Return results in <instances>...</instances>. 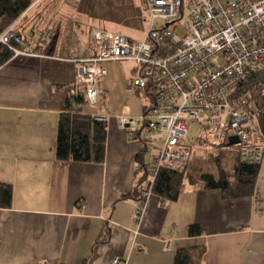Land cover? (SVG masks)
Segmentation results:
<instances>
[{"label":"crops","instance_id":"1","mask_svg":"<svg viewBox=\"0 0 264 264\" xmlns=\"http://www.w3.org/2000/svg\"><path fill=\"white\" fill-rule=\"evenodd\" d=\"M137 3L40 0L21 44L32 54L0 66V184L13 191L11 206L0 207V264H112L117 256L125 264H173L177 250L187 247L205 249L201 264H264V157L249 197L225 199L219 189L188 183L176 201L133 193L141 166L148 169L156 156L146 149L144 128L138 136L139 128L119 123L145 112V93L130 83L134 63H100L102 102L82 108L108 115L104 161L56 157L59 116L75 89V60L94 54L79 44L78 29L94 19L89 47L92 29L117 32L107 20L139 31L145 16ZM76 11L87 18L75 19ZM57 33L53 54L34 52ZM192 224L201 235H189Z\"/></svg>","mask_w":264,"mask_h":264},{"label":"built area","instance_id":"2","mask_svg":"<svg viewBox=\"0 0 264 264\" xmlns=\"http://www.w3.org/2000/svg\"><path fill=\"white\" fill-rule=\"evenodd\" d=\"M151 27L146 37L134 40L121 33L94 28V54L77 58L76 84L89 104L101 102L100 63L130 61L131 86L151 99L140 117H119L120 125L144 128L146 149L156 148L148 175L153 185L161 170H183L191 156L185 144L189 122L200 129L218 128L226 143L233 138L237 157L261 163L264 117V80L252 89L248 80L264 76V0H144ZM187 2V4H186ZM161 24V25H160ZM159 25V26H157ZM182 28L183 34L177 29ZM11 28L0 34L9 44ZM14 56L32 54L13 48ZM260 87V88H259ZM263 94L256 99V91ZM107 121L108 115L95 113ZM119 256L112 264H125Z\"/></svg>","mask_w":264,"mask_h":264},{"label":"trees","instance_id":"3","mask_svg":"<svg viewBox=\"0 0 264 264\" xmlns=\"http://www.w3.org/2000/svg\"><path fill=\"white\" fill-rule=\"evenodd\" d=\"M39 2L40 0H0V34L11 27L15 31V36L9 44L0 42V66L14 57L13 48L24 49L21 48L22 41L27 39L24 26L33 20V14L30 12ZM57 40L58 33L53 34L45 45H38L34 48V52L53 54ZM260 80H264L263 75H253L247 82V89H252ZM74 87V93L66 99L64 111L59 116L56 157L64 161L102 163L105 159L106 121L97 119L95 115L83 113L82 108L85 104H89V101L82 87L78 86L76 82ZM137 91L142 92L141 90ZM260 91H256L255 96L258 102L263 99V94H260ZM148 103L145 105V111ZM260 130L262 134L258 139H255L254 143L264 144V117L260 119ZM141 133L142 129L140 128L138 136ZM146 166L145 164L141 166L144 172L137 179L133 193L140 195H143L144 192L153 193L161 199L169 201H176L187 183L202 189H219L225 199L249 197L255 191L260 171L259 163H246L237 157L231 174H228L219 162H217V175L206 172L199 174L187 172L186 164L185 168L180 171L161 170L152 185ZM12 197V186L1 183L0 207H10ZM188 233L190 236H198L201 235L202 230L199 225L192 224ZM204 255V248H181L177 250L173 264H201Z\"/></svg>","mask_w":264,"mask_h":264},{"label":"rangeland","instance_id":"4","mask_svg":"<svg viewBox=\"0 0 264 264\" xmlns=\"http://www.w3.org/2000/svg\"><path fill=\"white\" fill-rule=\"evenodd\" d=\"M68 1L72 3L73 0ZM138 3L137 4L141 7L142 15L145 16V19L142 21L143 27L139 31H127L130 27L123 24H118L112 20L104 21V24H106L108 26L107 28L110 30L117 32L120 30L122 34H129L130 36L135 37L134 40L144 39L150 30L151 23L144 0H138ZM74 14L75 15H72L75 16V19L78 17L87 18V16H84L78 11H76ZM93 21L94 19L85 20V22L82 23V27L78 29L80 37L79 44L81 43L84 48H87V50L91 51L92 47H89L87 40L89 37V28L91 25H94L92 24ZM177 31L180 34L184 33L182 28H178ZM143 99L145 103L150 102V98L147 95H145ZM188 126L189 130L186 139L184 140L185 144L188 145L191 150V156L188 160L186 168L187 172L194 174L206 172L217 175V162H219L225 171L228 174H231L232 167L236 164L237 149L234 145H229L224 141L225 139L221 137V130L218 128L200 129V124L198 122H189ZM152 147L153 150L156 151V148H154L155 146Z\"/></svg>","mask_w":264,"mask_h":264},{"label":"water","instance_id":"5","mask_svg":"<svg viewBox=\"0 0 264 264\" xmlns=\"http://www.w3.org/2000/svg\"><path fill=\"white\" fill-rule=\"evenodd\" d=\"M237 142H238L237 139H235V138L233 139V138H232V139L230 140V142L227 143V144H229V145H233V144H235V143H237Z\"/></svg>","mask_w":264,"mask_h":264}]
</instances>
